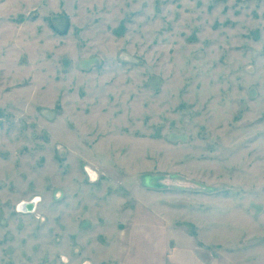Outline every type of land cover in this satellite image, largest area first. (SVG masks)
Wrapping results in <instances>:
<instances>
[{
    "label": "rangeland",
    "instance_id": "rangeland-1",
    "mask_svg": "<svg viewBox=\"0 0 264 264\" xmlns=\"http://www.w3.org/2000/svg\"><path fill=\"white\" fill-rule=\"evenodd\" d=\"M0 264H264V0H0Z\"/></svg>",
    "mask_w": 264,
    "mask_h": 264
},
{
    "label": "water",
    "instance_id": "water-1",
    "mask_svg": "<svg viewBox=\"0 0 264 264\" xmlns=\"http://www.w3.org/2000/svg\"><path fill=\"white\" fill-rule=\"evenodd\" d=\"M32 203H26V208H27V211H30L32 209Z\"/></svg>",
    "mask_w": 264,
    "mask_h": 264
},
{
    "label": "bare ground",
    "instance_id": "bare-ground-1",
    "mask_svg": "<svg viewBox=\"0 0 264 264\" xmlns=\"http://www.w3.org/2000/svg\"><path fill=\"white\" fill-rule=\"evenodd\" d=\"M26 203H24V204H22V206L21 207H23V208H25L26 207V205H25ZM32 207H33V205H34V202H32Z\"/></svg>",
    "mask_w": 264,
    "mask_h": 264
}]
</instances>
